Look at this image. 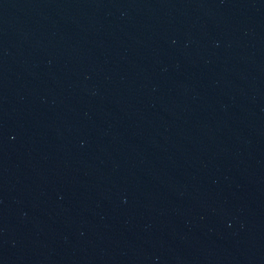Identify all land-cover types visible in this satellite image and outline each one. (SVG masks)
Instances as JSON below:
<instances>
[{"label": "water", "instance_id": "95a60500", "mask_svg": "<svg viewBox=\"0 0 264 264\" xmlns=\"http://www.w3.org/2000/svg\"><path fill=\"white\" fill-rule=\"evenodd\" d=\"M0 264H264V0H0Z\"/></svg>", "mask_w": 264, "mask_h": 264}]
</instances>
